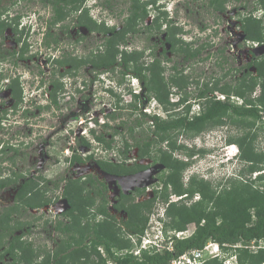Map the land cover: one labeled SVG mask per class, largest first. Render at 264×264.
Listing matches in <instances>:
<instances>
[{
  "label": "trees",
  "instance_id": "1",
  "mask_svg": "<svg viewBox=\"0 0 264 264\" xmlns=\"http://www.w3.org/2000/svg\"><path fill=\"white\" fill-rule=\"evenodd\" d=\"M42 1L52 6L50 27L72 15L70 12L75 13L85 0ZM227 1L229 0H210V6L216 10H224V3ZM254 1L249 12H245L242 16H240L241 11L238 12L239 21L242 23L241 30L245 41L264 43V0ZM129 4V15L121 28L93 23V20L84 14L77 16L79 23L106 34L104 41L95 49V53L91 51L95 57H91L90 61L94 60L97 68L114 69L118 66L123 70L122 72L129 71L140 79L141 75L144 81L145 100L153 97L167 103L169 84L176 79L177 84L184 88L189 82V77L178 75L167 80L162 75L163 65L159 58L142 65L143 62L140 61L142 53L139 50L129 51L122 47L129 41L128 33L136 32L139 19L144 18L148 13L140 0H130ZM258 10L261 12L260 16L253 13ZM156 21L160 26L164 22L168 25L172 20L168 18L167 11L162 9ZM7 24L10 25L0 21V35ZM167 31L169 51L183 54L184 59L200 57L205 43L194 46L192 41H183L176 35V32L182 31L178 25H169ZM50 36L52 33L48 32L47 45L51 41L57 42L56 37L48 40ZM223 49H220V52H223ZM57 62L62 64L67 61ZM252 67L255 68V73L244 72L243 68L239 67L241 75L236 77L234 83L224 81L227 71L215 77L213 81L203 83V88H198V93L194 95L203 100L198 99L200 108L191 117L160 119L149 113V118L154 122V137L150 139L146 137L144 143L136 144L141 149L144 148V154L150 155L148 152L150 146L166 141L168 150L159 147L153 156L169 170L161 179L162 190L153 198L134 202L131 195H121L115 206L126 213V218L119 220L109 212L105 188L93 176L86 175L84 179L66 178L61 195L64 196L68 208L62 214L64 219L57 220L53 226L65 237L56 243L53 251L35 248L31 241L22 239L25 231L15 234L25 223L13 218V214L19 215L22 207H41L52 199L45 197L46 189L38 185L39 181L35 177L27 179L18 192L21 196L20 201L7 206L0 213V264H108V260H111L112 264H170L183 253L203 248L208 241L218 243L223 252L233 250L237 264H264V245H259V242H264V149L257 151L253 145L259 131H264V121L261 127L255 128V121L264 117V55L254 61ZM193 82H196L194 78ZM53 84L54 87L58 85L57 82ZM13 89L16 98H20L21 89L19 87ZM215 91L223 94L225 98L209 97V93L213 94ZM52 94L53 102L57 103L55 91ZM238 98L240 102L236 101ZM142 102L144 99L139 93H134L129 105L135 110ZM142 115L146 116V113ZM148 120L146 119L147 122ZM227 121L248 127L245 134L229 139V142L238 146L239 159L244 162L243 164H247L244 167L249 174L256 172L255 177L243 178L240 173L242 167L238 175L232 177L231 185L223 186L220 190L215 189L209 181L197 178L195 175L189 178L186 186H183L180 173L186 168L187 162L175 157L172 152L187 148L177 144V135L173 132L178 130L198 134ZM138 122L140 123V120ZM92 133L98 144L105 143L107 148L110 147L112 139H107L102 133L95 134L94 130ZM79 141L83 145H90L83 137H79ZM188 150L191 151L190 155L195 153L193 149ZM68 160L70 164L92 160L101 170L111 174L124 170L122 165L111 162L109 158L96 157L94 151L84 157L74 151ZM4 184V181H0V186ZM195 193H199V199L187 203ZM171 194L179 198L170 200ZM157 198L166 204L163 216L160 217L161 230L165 237L171 231H184L190 223H194L195 227L190 235L181 237L175 234L168 235L172 242L171 249L166 247L158 249L156 245H151L140 248L134 253L140 246L141 236L149 227L148 222ZM97 199L99 202H96ZM93 204L95 209L90 210ZM133 235L136 236V241H132ZM7 236L10 239L5 241ZM252 241L256 249L250 247ZM6 243L8 244L5 246ZM100 247L104 255L100 252ZM201 264H223V259L211 257Z\"/></svg>",
  "mask_w": 264,
  "mask_h": 264
},
{
  "label": "rangeland",
  "instance_id": "2",
  "mask_svg": "<svg viewBox=\"0 0 264 264\" xmlns=\"http://www.w3.org/2000/svg\"><path fill=\"white\" fill-rule=\"evenodd\" d=\"M105 1L108 2L106 3ZM166 1V6L162 9L167 11L168 17L181 22L182 24H184V29H187V31H189V33L183 34L181 36L183 41H192L196 43V39L199 38L200 43H205V48L203 52H201L200 56H202L203 54L205 55V53L208 52L206 60L196 61L194 60V58H192L190 60L191 63L189 62V64H187V67L189 65L188 72H192L193 77L196 75L201 76V81V78H207L211 74L218 76L227 71L228 74L226 75L224 81L234 83L236 79L235 77L241 74V69L238 68H243V66L241 65L246 61L244 55H246L247 52V45L253 46V44H248L247 41L244 42L242 40L241 35L243 32L240 28L237 27L238 15L236 14L234 16L236 17V49H234V51H236V59H234V56L231 53L232 50L229 49L230 47L226 39V37H228L227 31L223 30L219 25L212 26V24H214V20L217 19L216 17H218L217 15H219L218 13L212 12L211 10L207 11L205 8L200 7V4L198 2H194L193 0ZM6 2L9 3V1ZM6 2L3 1L0 3V5H4L6 4ZM129 2L130 0H86L84 6L91 7V9L89 8L90 10H85L86 8L83 7L81 8V11L86 16H88V14L92 15V17H94L97 22L105 18L106 20H108L105 24V27H110L112 24L119 27L123 23H121V19L123 18L121 11L129 5ZM254 2V0H236L234 4H236V7H238V9L241 8L240 16H242L245 12L247 13L252 9V4ZM226 4L228 5L227 9H231L233 7V4L230 2ZM107 5H109L111 8ZM243 5L247 6L245 8H242ZM8 8L9 12H11L12 14L16 12L20 14V18L12 22H15L14 26L16 33L10 30V28H6L4 31L5 34L3 33L0 35V67L4 65L1 68V71H3L1 73L3 74H0V83H2V85L4 86V82L6 80H10L12 78L11 76L17 74L18 72V74L20 75L19 83L24 88V99L26 100L35 98L34 100L44 104L45 101L41 99V96H38L40 95V90L36 91L34 89L36 82H34L36 78L34 77V73H37V70L39 68H43L44 71L47 70V77L48 71L51 72V74L53 73V71H59L58 63L53 64L54 62H50L49 60L50 63L47 64L44 63L43 58L49 57L50 59H52L51 57L53 55L58 56L59 53H62V51L64 50L72 51L73 43H71V41H73L74 35L72 33L71 36H68L63 32L66 31V27L68 28L69 26H71L73 20L71 21L70 17L72 16H68V18L65 19L62 24L63 26H56L55 28H53L54 32L52 31L51 37H56V40L58 41L57 46L55 47L54 45H52L51 47H46L42 43V41L44 40L43 30L45 29V20L48 19L52 14L50 6L44 4V2H42L41 0H13L10 7ZM70 13L76 14L73 11ZM253 13L257 14L258 16L261 15V12L259 10ZM1 17L4 18V15H2ZM223 21L225 23L226 19H224ZM204 23H206L207 26L203 29L200 25ZM71 31L73 32L74 28H72ZM128 39L130 42L127 43L124 48L129 51L134 49L141 50L142 48L146 47L144 42V40L146 39V33H135L133 36L128 35ZM102 41V33L100 34L98 32H95L89 34V37H87V39L74 43L77 46L75 52H80L82 50L86 51L85 49L88 48H92L94 50L98 47V45L101 44ZM148 42L151 44H149V46L147 44V47H153L154 45L155 48H157V40L155 38V35L153 36V39L149 40ZM168 46V44H165V48L167 50L166 54L168 56L174 57V59L177 61L180 60L181 57L178 54L175 55L173 52H170ZM222 48H224L223 52H220V49ZM7 50H14L15 52L13 56L16 58V69L11 66V73L5 69L10 67L15 58L13 56L9 57L7 54ZM147 51L148 50L146 49V52ZM252 52H254L256 55H260L264 52V48L260 47L255 51L253 50ZM27 57L33 58L28 62L26 59ZM20 58H23L26 61H22L20 60ZM170 64L171 63L168 62L164 65L168 69ZM115 68L120 69V67ZM118 69H116L114 72L107 71L108 69L97 70V72L100 74L97 75L95 82L93 84L86 85L84 91L76 95L83 97V100L85 99L84 106L81 105L78 108L75 102L77 101L76 99H72V101L74 102L71 101L72 103L69 105L64 104L65 99H62L61 101L63 104H61L60 106H50L47 109H43L42 112L45 116L44 118L35 120L36 125L33 124L35 130L32 131V137L35 135V133L38 132L41 133L42 136L36 137V139L33 140L31 144H29V137L18 136L19 138H17L16 140L18 144L16 156L17 158L15 160L17 163L14 166V169H21L22 171H25V169H30L27 172V174H29V177L31 176L30 174L34 172L36 175L37 172L35 170V164L37 162L43 165L44 168H42V172L44 174L43 178L45 179L46 189L45 194L47 195V197L53 198L55 195L58 196L59 194H61L64 179L66 178H77L80 176L82 178L87 173H96L97 169L92 160H87L86 163H77L76 165L68 164L69 158L67 155L68 153H72V147H76L78 153H81L82 155L94 151L96 157L113 159H115L116 151L122 149L123 143L121 136L117 133L113 136L111 133L114 129L117 128L120 131L121 128L117 123H119L122 117L126 120L125 124L128 125L133 121L135 115L137 114L129 112L128 108H126L125 106L126 104L128 105V103L133 99V97L130 96L129 91H127L129 88H131V85L129 84V82L119 84L116 81L117 78L114 76V73H116L117 71L119 72ZM234 69H236V74L233 71ZM32 71H34L33 74H31ZM167 71H169V69ZM80 73L82 74L81 76L79 75L80 79L86 78L88 81V74L85 71H80ZM48 77L51 78V76ZM53 77L56 76H54L53 74ZM64 80H67L68 83V85L66 84V87H72L73 78H64ZM132 81L134 82V86L132 85V89L138 90L139 88L137 86V81L135 79H133ZM57 83H59V78H57ZM63 90L64 89H61L60 92H62ZM108 90H111L112 93L108 92ZM191 91L192 94H195V87H193V90ZM236 101L240 102L241 100L238 98V100ZM29 104L30 102L27 105ZM114 105H123L122 107L124 108L116 111V117L115 119H112L111 117H107L102 111H111ZM152 106L153 103L149 105L148 110H151ZM198 108L199 104L195 103L192 109L193 112L197 111ZM31 109L34 113H37V111H40L42 108L38 109L36 105H33L31 106ZM62 111L63 113H68V117L65 116L64 120L62 119V115L59 114L62 113ZM92 116H95L97 122H94L93 118L91 120L87 119V117ZM31 119L34 121L35 117ZM18 121H21V124H11L12 126L7 128L9 133L17 131L19 132V135L28 134V126L24 125V122H22L21 118L18 119ZM89 121L92 122L91 125L95 124V134L102 133L107 139L113 137V140L110 144L112 148H107L105 146V143L98 144V142L94 138V135L89 132ZM103 121L107 123L108 126H103ZM262 121H264V117L261 120L255 121L256 129L263 125ZM144 122L146 121L144 120ZM37 125L41 126L42 128L36 127ZM247 130L248 127H246L245 125L233 124L227 121L222 125H215L208 129H205L198 134L186 133L184 131L180 132L176 137V142L177 144L184 145L187 149H176L173 150V152L175 157L183 160L184 162H187L186 168L182 169L180 173L183 186H186L189 182V178L195 175L197 178H203L209 181L210 184L215 187V189L220 190L223 186H230L231 182L233 181L231 177H227V174L236 171V169H239L242 166L243 169L240 172L242 174V177L246 179L254 178L256 172L249 174L246 171V167L244 166L247 164H243L244 162L239 159L237 152L235 154L237 145L234 146V143L229 142V139L240 137L241 135L245 134ZM3 131L4 129L2 130V132ZM82 133H84L83 135H86V137L83 138L90 143L89 146L81 144L79 139L76 140L74 138L75 135H80ZM135 135L139 136L137 133H135ZM129 141L130 143H132L130 139ZM41 142L45 143L44 147H46L47 149V156H42L36 153V146L37 144L40 145ZM70 143L71 147L67 150V146L70 145ZM221 145L222 147L226 145V147L222 148ZM253 145L257 151H261L264 149L263 130L259 131L257 137L253 142ZM159 147L161 149L168 150V143L166 141L157 143L156 146L153 147V149L155 148L154 150H156ZM188 149H193L195 153L193 155H190L189 153L191 151ZM200 150L203 151L201 152ZM36 156L39 157L37 160H35ZM157 163L158 164H155L151 168L152 172H150L149 174L151 178L145 177L143 173L141 174V176H122L120 178V184L127 188H133V186L135 185L149 186V194L145 195L144 198L150 196V185L155 184L158 180V177L165 174V170H163V174L162 171L160 172L163 166L159 164V162ZM32 167L33 169H31ZM33 170L34 172H32ZM2 174L4 175L5 172L2 171ZM22 178L23 177L19 178L16 181L15 186H18L19 183L22 182ZM109 178L111 179L112 177ZM36 180L39 181L38 185L43 187V185L41 184L42 179L39 180L36 178ZM159 185L160 183H157L158 187ZM13 186L9 191H7L6 189H2L0 191V206L2 205L0 207V213L4 209V207L6 208L7 206L12 204L11 195H13L15 192V188H13ZM199 197V193H195L190 200H187V203L198 200ZM178 198L179 197L174 194L169 196L170 200ZM61 206L59 208H56L55 211H62V208L64 210L67 207V204H64L62 207ZM165 207L166 204L161 200L154 203V214H151L150 221L148 222H151V225L154 224V227H149V229L147 230V233H149L150 235H152L153 229L157 226V214H161L164 211ZM42 212L43 215H40L42 214ZM58 215L57 217L53 218L52 216L49 217L45 213L43 208L37 211H30L29 209H24L22 207L21 213L19 215H16V220L18 219L25 224L21 228V230H17L15 234H18L21 231L24 232L25 230H29L27 234L22 236V239L31 241L35 248L51 250L53 247H56V243H58L60 240H62L63 237H65L61 235L58 230L53 228L57 220L64 219L63 216ZM117 216L118 218L121 217L119 214ZM46 220L47 222H45ZM194 227V223L188 224L186 230H184L179 235H188L194 229ZM9 239V236H7L5 241H8ZM131 239L132 241H136V236H131ZM7 244L8 243H6L5 246ZM144 245H147L146 242H144ZM259 245H264V242H259ZM250 247L253 249L257 248L253 241L250 243ZM208 258L209 257H206L205 259ZM235 258L236 257L233 256L223 264H236L237 260H235Z\"/></svg>",
  "mask_w": 264,
  "mask_h": 264
},
{
  "label": "flooded vegetation",
  "instance_id": "3",
  "mask_svg": "<svg viewBox=\"0 0 264 264\" xmlns=\"http://www.w3.org/2000/svg\"><path fill=\"white\" fill-rule=\"evenodd\" d=\"M6 2L9 1V3L6 2V4L4 5H0V21H4L6 23H9L10 25L7 24V26L3 29L2 34H5V29L6 28H10V30H12L14 33H16V30H14L15 28V22L12 23L13 21H16L17 19L20 18V14L16 13H11L9 12V8L11 5V2L13 0H0L1 2ZM42 1V0H41ZM86 1V0H85ZM82 3L81 6H79L78 10L75 11L76 14H72L70 16V20L72 22L71 26H69L68 28L66 27V31H63L66 35L71 36L72 33L74 35L73 41H71V43H73L72 45V51L70 50H64L62 51V53H59L58 56L53 55L50 59L49 57L47 58H43L44 63L49 64L50 62H54L53 64H57L58 60H62V61H67L65 63L59 64V71H53V73L51 74V72L48 71V76L50 77H46L47 74V70L44 71V69H38L37 73H34V71H32L31 74L34 73V77L35 80V86L34 89L40 90V95L41 99H43L45 101V103H39L38 101L33 99H24V88L22 85H20L19 83V74L17 72V74L11 76L12 78L10 80H6L2 85V83H0V181H4L5 184L3 186H0V191L2 189H6L7 191L15 188V192L12 196V204L14 205L15 203L20 201V195H18V192L20 191V187H22V184L29 178L31 177H35V179H42V185L43 188H45V179L43 178L44 174L42 172V168H44L43 165L39 164L38 162L35 164V170H36V175L34 170L28 177L29 174H27V172L30 169H25V171H22L21 169H14L15 165H16V156H17V138L19 137H29L30 141L29 144H31L33 142V140L36 139V137H41L42 134L41 133H35V135L32 137V131L35 130V128L33 127V124H35V120L44 118V113L42 112L43 109H47L50 106H60L62 103V99H65V103L64 104H71L72 99H76V105L79 108V106H84L85 104V99L83 100V97L81 96H76L78 93H81L84 91L86 85L89 84H93L96 80V77L98 74L97 70L98 69H103L106 70V68H97L94 64V60L90 61L91 57L94 56V54L91 53V51L93 50L92 48H88L85 49L86 51L82 50L80 52H75L76 49V44H74L75 42H80L83 41L85 39H87V37H89V34L98 32V33H102L103 36V41L105 39V32L102 31H98L96 29H90L87 25L81 24L79 23V20L77 19L78 15L83 14L81 11V8H86L85 10H90L91 7H86L84 6L85 4ZM192 1V0H190ZM194 2H198L200 4V7L205 8L207 11L211 10L212 12L218 13L219 15H217L218 17H216L217 19L214 20V24H212V26H221V28L225 31H227L228 33V37H226L227 42L229 44V49L232 50L231 53L234 56V59H236V51H234V49H236V17H234L236 14L238 15V12L241 11V8L238 9V7H236V4H234V2H236V0H229L227 2H225V9L224 10H216L214 9L213 6H210V0H193ZM202 1V3H201ZM44 2V1H42ZM140 2H142L146 9H147V15L144 18H140L138 21V24L136 25L137 27V31L134 33H128V35H134L135 33H146V39L144 40L145 42V48H142L141 50H139L142 53V56L140 57V61L143 62L142 65H146L149 62L153 61L155 58H159L161 60V65H163V72L162 75L164 76V78H166L168 80V78L170 77H177L178 75H184V76H188L189 77V82L186 84V86L184 88H181L177 82L178 80H174L169 84V90H168V95L167 98L169 100V102H165V101H159L157 98H153L151 97V99L145 100V97L143 96V91H144V81L142 79V76L140 75L141 79L139 77L137 78V86H138V90L136 93H139V95L142 97V99H144V102L139 103L137 106V108H135V110L132 108V106L126 104V108H128L129 112L131 113H136L137 115H135L133 121L130 124H125L126 120L122 119L119 121V123H117L120 126V131L119 129H114L113 132L111 133L113 136L114 134H118L121 136L122 138V143H123V147L122 149H119L116 151V155H115V159L113 158H109L111 162L118 164V165H122L124 167V170H120L115 172L114 174L111 173H106V171L101 170L98 165L95 163V161H92L93 164L96 167V173H87L86 175H91L93 176L98 183L100 182V184L105 188L104 192L106 195V200H107V208L109 210V212L114 215L117 219H122V218H126L127 215L123 210H118L116 208V204L119 202L121 195L122 194H126V195H131L133 198L134 202H141V201H145L147 199H151L155 196L156 193L160 192L162 190V177H164L167 173H168V168H166L165 166L162 165V163L160 162V160L157 158H155V148L153 149L154 146H150V148L148 149L150 155H146L144 154L145 150L141 149L139 145H137L136 143L142 144L144 143L145 139H147L146 137H148V139L154 137V133L153 130L155 129L154 127V122L153 119L149 118V113L146 111V108L148 107V105L152 104L153 102H156V108H157V113L154 114L155 116H157L160 119H164V118H169V119H173L176 117H183V116H187V117H191L194 112L192 110L193 104H198L199 101L198 99H202L203 98H196L194 97V95L196 93H198L197 89L198 88H203V83L207 82V81H213L215 79V77H217L214 74H211L210 76H208L207 78H201L200 81V77L201 76H192V72H188V68L189 65L187 67V64H189L190 60L192 58H188V59H184L183 54H180L179 52H174V51H170L173 52L175 55H179L181 57L180 60H175L174 57L172 56H168L166 53V48H165V44H168L166 37H167V29L169 28V25H178L181 27L182 31L176 32V35L181 37L183 34H187L189 33V31H187V29H184V24H182L179 21H176L175 19L170 18L172 21L169 22V24L167 25L166 22H164L163 24H159L157 23V16L160 13V10H162V8H165V3L167 2L166 0H140ZM232 3L233 7L231 9H227V4L226 3ZM44 4H46L44 2ZM96 4V3H95ZM94 4V5H95ZM48 6H50V9L52 10V6L50 4H46ZM93 5V6H94ZM130 5V4H129ZM129 5L122 9V16L123 18L121 19V23L125 21V18L129 15ZM90 8V9H89ZM242 8H245V6H242ZM102 10V9H101ZM78 12V13H77ZM255 12V11H254ZM120 14V12H119ZM4 15V18H2L1 16ZM52 15H53V10H52V14L51 16L45 20V29L43 30V36H44V40L42 41V43L46 46V47H51L52 45H54L55 47L58 44L57 42H50L49 45L46 44V35L48 32L53 31V28L60 27L63 26V22L64 20H61L59 22H57L56 24L52 25L49 27V25H51L49 22L52 19ZM221 15V17H220ZM17 16H19L18 18H16ZM88 17H90L93 20V23H97V24H101L103 23L104 25L106 24V22L108 20H106L105 18L99 22L96 21V19H94V17H92V15L88 14ZM68 18V17H67ZM234 18V19H232ZM224 19H226L225 23H224ZM95 21V22H94ZM123 23L117 27L116 25L112 24L111 26H115L116 28H121V26L123 25ZM241 22L239 21V15H238V23H237V27L241 29ZM110 26V27H111ZM201 28H206L207 24H201L200 25ZM14 27V28H13ZM26 27V26H25ZM24 27V28H25ZM93 27V26H91ZM74 28V31L72 32L71 29ZM54 32V31H53ZM110 33V32H109ZM238 34V33H237ZM155 35V38L157 40V48H155V46L153 45V47H147V44L149 46L148 41L153 39V36ZM197 38V37H196ZM51 39V36L48 37V40ZM129 40V39H128ZM148 40V41H147ZM195 40V39H193ZM242 40L245 42V38L243 37ZM102 41V42H103ZM130 41H128L129 43ZM194 46H197L198 44H201L199 42V38L196 39V43L192 42ZM248 44H251L250 42ZM177 45V43H176ZM264 46V43L263 45ZM125 47V46H122ZM256 47L252 46V45H247V52L246 55H244V58L246 59V61L244 62V64H242L241 66H243V71L244 72H256L252 70V63L254 61H256L257 59H259L261 56L264 55V52L261 53L260 55H256L253 51V49H255ZM146 49L148 50L146 52ZM95 53V49L93 50ZM14 50L12 51H8L7 50V54L9 57H12L14 55ZM208 56V52L205 53V55L203 54L202 56H198L197 58H195L194 60L199 61V60H206ZM14 57V56H13ZM95 57V56H94ZM15 58V57H14ZM33 57H27V61L29 62ZM35 59V56H34ZM42 59V58H41ZM169 59V60H168ZM20 60L22 61H26L23 58ZM50 60V62H49ZM71 61V62H69ZM171 63L169 65V71H167V67L164 65L165 63ZM193 62V61H192ZM191 63V62H190ZM25 64V63H24ZM27 64V63H26ZM16 65V58L14 59V61L11 63L10 67L5 69L7 71H9L10 73L12 72V67L14 69ZM174 65H177L175 68L173 67ZM4 66V65H3ZM2 66V67H3ZM12 66V67H11ZM2 67H0V74H3L1 72ZM118 67V66H116ZM187 68V69H186ZM82 69V70H81ZM116 69L118 68H114V69H108L107 71L110 72H114ZM119 72L117 71L116 73H114V76L117 78V82L119 84H122L124 82H129V84L131 85V88H129L128 90L132 89V85L134 86V82L132 81V79H127L126 76L130 75L133 77V73H130L129 71L127 72H122L123 70L118 69ZM80 71H85L88 74V81L86 78H82L80 79L79 75L81 76L82 74L80 73ZM234 73L236 74V69L233 70ZM103 72V71H102ZM226 72V71H225ZM54 76L56 77H53ZM241 75V74H240ZM219 76V75H218ZM234 76V75H233ZM57 78H59V83L56 87H54L55 85L53 84L54 82H57ZM64 78H73V82H72V87L68 88L66 87L67 80H64ZM193 78L196 82H193ZM236 78V77H235ZM177 81V82H176ZM198 82V83H197ZM71 85V84H70ZM200 86V87H199ZM17 88L19 87L21 89V97L20 98H16L15 96V92L13 88ZM193 87H195L196 91L195 94H192L191 90H193ZM23 89V90H22ZM61 89H64L62 92H60ZM127 90V91H128ZM55 91L56 94V98H57V103L53 102V92ZM134 91L131 92V95L133 97ZM108 92L112 93L111 90H108ZM71 94V95H70ZM218 91H215L213 94L209 93V97L212 98H218ZM66 95V96H64ZM64 96V97H63ZM72 101V102H71ZM30 102L29 105H27ZM26 104V105H25ZM36 105V107L38 109H41L40 111H37V113L33 112L31 109V106ZM123 106V105H122ZM120 105H114L111 111L106 110V111H102L107 117H111L112 119H115L116 117V111H119V109L124 108ZM200 106V105H199ZM117 109V110H116ZM63 110V109H62ZM79 111V110H78ZM77 111V112H78ZM68 112V111H67ZM77 112H73V113H77ZM72 113V115H73ZM116 113V114H115ZM142 113H146V116H143ZM62 115V119H65V116L68 117V113L62 111V113H59ZM35 117L34 121L31 119ZM22 119V122H24V125L28 126V134L25 135H19V132L17 131H13L12 133H9L8 129L10 126H12L11 124H21V121H18V119ZM93 118L94 122H97V119L95 118V116L92 117H87L88 120H91ZM146 119H149L148 122L146 121ZM138 120H140V123L138 122ZM144 120L146 122H144ZM11 121V122H8ZM104 122V121H103ZM89 127H94V128H89V132L92 133V130L95 129V124L91 125V121H89ZM146 123V124H145ZM103 126L106 125L108 126L107 123H102ZM36 125V124H35ZM105 126V127H106ZM36 127H40L41 126H36ZM4 129V131L2 132V130ZM95 132V131H94ZM180 132L183 131H174L173 134L178 135ZM135 133H137L139 136H136ZM84 133L80 134V135H75V139H79V137H86V135H83ZM94 135V133H92ZM152 135V136H151ZM19 136V137H18ZM95 138V137H94ZM113 137H110V139H112ZM129 139L131 140L132 143H130ZM133 139V141H132ZM113 140V139H112ZM42 141V140H41ZM137 141V142H136ZM43 142L40 143V145L37 144L36 146V153L42 156H47L48 152L46 147H44ZM73 146V145H72ZM71 147V143L70 145L67 146V149H69ZM109 148H112L111 146ZM74 151L78 150L76 149V147H72V153ZM92 152V151H91ZM89 152V153H91ZM72 153H69L68 158L71 157ZM87 153V154H89ZM174 154V152H172ZM81 154V153H79ZM82 155L83 157L86 156ZM118 157V158H117ZM39 157L36 156L35 160H37ZM43 158V157H42ZM43 160V159H42ZM44 161V160H43ZM47 161V160H46ZM87 161V160H86ZM86 161H83L82 163H86ZM157 162H159V164H161L163 167L161 168L160 172L162 171L163 174V170H165V174L161 175L160 177H158V180L155 184L150 185V196H147L146 198L145 195H148V188L149 186H141V185H135L133 186V188H127L124 187L123 185L120 184V178L122 176H128V175H140L143 173L145 177L147 178H151V176L149 175L150 172H152L151 168L152 166H154L155 164H158ZM5 163V164H4ZM78 162H75L74 164L76 165ZM68 164H70V160H68ZM45 165V164H44ZM73 165V164H70ZM33 169V167L31 168ZM2 171L5 172V174H2ZM85 175V176H86ZM82 177V179H84V177ZM22 178V182L19 183L18 186L16 185V181L19 178ZM81 177V176H80ZM109 177H112L111 179ZM79 178V177H77ZM39 179V180H40ZM76 179V177L74 178ZM157 183H160L159 187L157 186ZM170 189V186H169ZM62 190H63V186H62ZM61 190V192H62ZM30 194V191L28 192V195ZM172 195V194H171ZM45 197H47V195L45 194ZM56 195L51 198L48 197L50 199H52L49 203L41 206V207H27L24 209H29L30 211L32 210H40L41 208L44 209L45 213L50 217L52 216L53 218L58 216H62L63 212L66 211L67 207L62 211H55L56 208H59L61 205L63 206L64 204H67L64 196H62L61 194H59L57 196V198L55 199ZM138 199V200H137ZM160 199L157 198L155 200V202H158ZM173 200V199H171ZM177 200V199H174ZM96 202H99V199L96 200ZM0 204H1V197H0ZM9 205V206H11ZM2 206V205H1ZM0 206V207H1ZM61 206V207H62ZM95 204L91 205L90 210L95 209ZM5 208V207H4ZM165 209V208H164ZM164 211L160 214L158 213V216H163ZM120 215L121 217L118 218L117 215ZM154 214V211L153 213ZM43 215V212L42 214ZM13 218H16V214H13ZM54 228V227H53ZM22 232V231H21ZM20 232V233H21ZM25 234H27L28 231L25 230ZM18 233V234H20ZM24 234V235H25ZM23 235V236H24ZM54 248V247H53ZM48 249L49 251H53L54 249Z\"/></svg>",
  "mask_w": 264,
  "mask_h": 264
},
{
  "label": "clouds",
  "instance_id": "4",
  "mask_svg": "<svg viewBox=\"0 0 264 264\" xmlns=\"http://www.w3.org/2000/svg\"><path fill=\"white\" fill-rule=\"evenodd\" d=\"M251 43V44H253V46L254 47H258V46H261V45H263V43H259V41H247V43ZM254 43H257V45H255ZM256 71V70H255ZM255 73V72H254ZM126 78L127 79H135L136 81H137V78L135 77V76H130V75H127L126 76ZM129 91V94H130V96H132L131 95V92L132 91H134V89H130V90H128ZM137 91H134V93H136ZM218 98H220V99H224L225 98V96L223 95V94H218ZM193 106H194V104H193ZM199 108H200V106H199ZM199 108H198V110H199ZM149 109V105H148V107H147V109H146V111L148 112V113H151V114H156L157 113V108H156V102H153V106L151 107V110H148ZM192 109H193V107H192ZM196 111H194V113H195ZM104 123V122H103ZM91 129L92 128H94V127H90ZM234 146L236 145L235 143L233 144ZM221 147H222V145H221ZM220 147V148H221ZM224 147H226V145H224L222 148H224ZM68 150V149H67ZM236 152L238 153L239 152V149H238V146H237V148H236V151H235V154H236ZM68 155H69V153H68ZM239 157V156H238ZM243 167V166H242ZM242 167L241 168H239V169H236V171H234V172H232V173H229V174H227V177H236L237 175H238V173H239V171L242 169ZM160 217H162V216H158L157 218H156V221H157V226L153 229V231H152V235H150L149 233H147V230L149 229V227H154V224H152L151 225V222L149 223V227L147 228V230L145 231V233H144V235L143 236H141V239H140V246L135 250V252L136 251H138V249H140V248H146V247H149V246H151V245H156V241L158 240L159 242H161L162 243V245H163V247L162 248H164V247H166V245L168 244V241L170 240V236H168V235H172V234H175L177 237H181V236H184V235H179L178 233H182L183 231H171V232H169L167 235H166V237H165V234L163 233V231L161 230V221H160ZM186 230V229H185ZM193 231V230H192ZM192 231L188 234V235H190L191 233H192ZM149 238V242H146V244L147 245H144V242H145V239L146 238ZM205 245L206 246H208V248H205ZM204 246H203V248H201L200 250H202V253H201V255H199V256H194V254H193V250H191V251H189V252H186V253H183V254H185V255H188L189 256V260H187L186 258H184V259H181L180 260V263H178V264H201L204 260H206L205 258L206 257H209V258H211V257H219V258H222L223 259V263H225L228 259H230V258H232L233 256H235L236 257V254H234V251L233 250H230V251H228V252H223L222 250H221V248H220V246H219V244L218 243H216V242H213V241H208L206 244H205ZM161 248V249H162ZM99 250H100V252L101 253H103V255H104V252H103V249L100 247L99 248ZM182 254V255H183ZM181 256V255H180ZM192 259H193V261H192ZM235 260H237V258H235ZM112 261L111 260H109L108 261V264H112L111 263ZM172 262V261H171ZM170 262V264H173V263H171ZM237 264V263H236Z\"/></svg>",
  "mask_w": 264,
  "mask_h": 264
},
{
  "label": "built area",
  "instance_id": "5",
  "mask_svg": "<svg viewBox=\"0 0 264 264\" xmlns=\"http://www.w3.org/2000/svg\"><path fill=\"white\" fill-rule=\"evenodd\" d=\"M254 44L257 45V43H254ZM180 233H181V232H180ZM180 233H178V234H180ZM149 241H150V240H149V238L147 237V238L145 239V242H149ZM156 246H157L158 249H161V248L163 247L162 243L159 242L158 240L156 241ZM171 247H172V242H171V239H170V240L168 241V244L166 245V248H167V249H171ZM205 248H208V246L205 245ZM201 253H202V250H200V249H194V250H193V254H194V256H196V257L199 256V255H201ZM184 258H186L187 260H189V256L183 254V255L179 256L177 259H173L171 263H173V264H178V263H180V260H181V259H184Z\"/></svg>",
  "mask_w": 264,
  "mask_h": 264
},
{
  "label": "water",
  "instance_id": "6",
  "mask_svg": "<svg viewBox=\"0 0 264 264\" xmlns=\"http://www.w3.org/2000/svg\"><path fill=\"white\" fill-rule=\"evenodd\" d=\"M241 37H242V38L244 37V34H243V33H242ZM168 45H169V44H168ZM260 47L264 48V46H258V47H256V48H255V49H253V50L255 51L256 49H258V48H260ZM168 48H169V46H168ZM252 70H254V71H255V68H254V67H252Z\"/></svg>",
  "mask_w": 264,
  "mask_h": 264
}]
</instances>
